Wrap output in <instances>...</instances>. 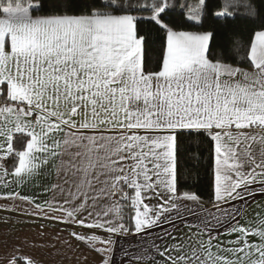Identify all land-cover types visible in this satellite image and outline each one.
Instances as JSON below:
<instances>
[{"label": "snow or ice", "instance_id": "obj_1", "mask_svg": "<svg viewBox=\"0 0 264 264\" xmlns=\"http://www.w3.org/2000/svg\"><path fill=\"white\" fill-rule=\"evenodd\" d=\"M241 16L261 10L253 0H0V185L52 193L0 198L69 225L97 264H264V215L241 224L233 203L264 195V19L247 43L232 36L216 50L219 32L204 30L209 17L227 29ZM185 137L208 144L210 209L179 186ZM113 236L127 243L118 260ZM29 247L16 237L0 264H43Z\"/></svg>", "mask_w": 264, "mask_h": 264}, {"label": "crops", "instance_id": "obj_2", "mask_svg": "<svg viewBox=\"0 0 264 264\" xmlns=\"http://www.w3.org/2000/svg\"><path fill=\"white\" fill-rule=\"evenodd\" d=\"M48 182L49 181L44 180L42 183L47 184ZM13 191H18L21 195H34L37 197V202L40 203L45 200H50L52 197V193H44L41 187H37L30 183L25 184L22 187H17L15 184H11L9 187L5 188L0 185V197L6 192ZM246 200L247 207H245L244 202H233L237 207L244 208L243 219H240L241 224H245V222L249 220H254L258 213L264 215V195H257L254 200L248 198H246ZM21 202L22 201L20 200H7L0 198V259H3L5 253L11 247V242L16 237H20L21 239L27 237L29 244L31 245L32 243H35L37 247L35 249L29 247L25 249V251L29 255L39 258L43 261V264H78V258L82 261V256L85 254L88 256L87 264H97L99 257L95 253L89 252L84 244L77 245V241L73 240L68 235V232L72 230L69 225H65L59 221L44 219L43 214L38 217L30 215V217L24 219V214L22 213L25 210L19 209V203ZM202 203L206 208L210 209L212 207V204L209 205L203 202V200ZM5 207L8 209L7 211L4 210ZM44 207L45 211H49L47 205ZM33 210L34 208H28L26 211L30 213ZM8 213H12L11 215L14 218L9 219ZM52 214L53 213L49 211V215ZM55 215L60 216L61 213L56 212ZM188 220L189 222H192L191 217H189ZM164 227L167 228L168 226L165 225ZM74 230L77 232L86 231L81 228H75ZM161 231L162 229L155 230L157 233ZM99 235L103 237L104 233L101 232ZM57 236L60 237V241L56 240ZM219 238L221 240H227L230 237L221 233ZM111 239L116 242L115 258L118 260L122 255L120 248L122 246L126 247L127 243L126 240L120 236H113ZM63 240H71L72 248L69 249L65 246L62 243ZM52 244H55L56 247L53 248L51 246ZM40 245H43V247H40Z\"/></svg>", "mask_w": 264, "mask_h": 264}, {"label": "trees", "instance_id": "obj_3", "mask_svg": "<svg viewBox=\"0 0 264 264\" xmlns=\"http://www.w3.org/2000/svg\"><path fill=\"white\" fill-rule=\"evenodd\" d=\"M182 2V0H178ZM255 6L261 10V16L256 20L246 19L243 16L238 17L235 22L230 24L229 28L221 29L217 22L209 17L204 30H215L219 34L215 37L213 44L214 50L219 49L226 44L227 40L236 36L241 43H247L254 29L259 27L261 19H264V0H253ZM221 0H209V6L212 9H218ZM241 11H244L241 9ZM153 40V65L160 56L161 39L159 34L152 30ZM240 58L232 59L229 62L238 64ZM239 66H247L239 64ZM195 157V158H194ZM212 161L209 156L207 142L201 143L193 137H185L183 141L182 152L178 159V173H180L179 186L182 190L196 192L202 200L212 201L213 199V178L210 176V165Z\"/></svg>", "mask_w": 264, "mask_h": 264}, {"label": "rangeland", "instance_id": "obj_4", "mask_svg": "<svg viewBox=\"0 0 264 264\" xmlns=\"http://www.w3.org/2000/svg\"><path fill=\"white\" fill-rule=\"evenodd\" d=\"M203 202H205V203H207V204H209V205H211V201H205V200H203ZM28 208H32L33 209V207L31 206V205H29V204H27V203H19V209H23V210H27ZM9 211H12V210H9ZM3 214V213H2ZM12 213H8V217H9V219H12V218H14L12 215H11ZM19 214H21V213H19ZM10 215V216H9ZM3 216V215H2ZM19 217H20V215H19ZM26 217H30V215H24V219H26ZM2 219V218H1Z\"/></svg>", "mask_w": 264, "mask_h": 264}]
</instances>
